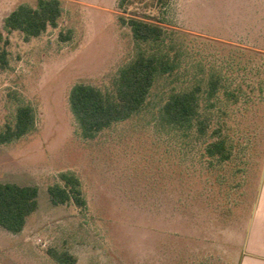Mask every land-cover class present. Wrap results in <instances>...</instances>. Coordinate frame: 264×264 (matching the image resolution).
<instances>
[{"label": "rangeland", "instance_id": "374dc122", "mask_svg": "<svg viewBox=\"0 0 264 264\" xmlns=\"http://www.w3.org/2000/svg\"><path fill=\"white\" fill-rule=\"evenodd\" d=\"M60 1L58 26L25 41L6 31L5 20L39 0H0V45L9 43L0 129L14 124L22 105L35 115L30 133L0 145V183L39 189L24 229L0 228V264H57L49 249L69 252L76 264H238L264 174V54L251 50L264 51L262 1L171 0L165 10L147 7L150 0L127 10L120 0ZM144 14L171 34L161 50L187 55L175 74L157 79L138 114L85 139L70 92L83 83L112 93L119 71L140 51H157L136 43L120 20ZM211 39L250 48L242 59L245 95L208 110L214 121L207 136L220 130L231 150L223 163L207 157L196 136L158 124L170 93L192 81L193 63L219 48ZM63 173L79 179L85 208L51 203L48 188L63 184Z\"/></svg>", "mask_w": 264, "mask_h": 264}, {"label": "trees", "instance_id": "16d2710c", "mask_svg": "<svg viewBox=\"0 0 264 264\" xmlns=\"http://www.w3.org/2000/svg\"><path fill=\"white\" fill-rule=\"evenodd\" d=\"M135 1L120 0L119 7L127 10V6ZM150 2V5L146 4L147 7L165 10L171 0ZM62 13L60 0H39L36 7L22 4L8 15L5 29L8 33L21 32L25 41H29L41 36L49 27L56 28ZM120 20L123 25L130 27L136 43L148 44L157 51L150 54L140 51L133 61L119 71L112 93H103L83 83L72 88L70 108L85 139H94L114 124L127 121L138 114L146 105L157 79L175 74L182 64L180 58L187 55V52L181 51L171 57L167 50L164 52L160 49V45L166 46L171 34L153 16L132 15L121 17ZM211 41L219 48L211 51L212 45L208 44V59L202 57L193 63L191 68L195 70L191 76L192 81L182 90L170 93L159 111L158 124L162 128L179 131L185 137L196 136L205 147V155L223 163L231 160V150L227 140L220 135V130L207 136L214 121L213 114L208 110L221 103H238L245 95L243 88L246 80L243 74L249 68L242 63V59L250 50L229 41ZM8 44L6 41L3 47L0 45L1 70H5L9 64V52L6 49ZM251 58H247L246 62H251ZM34 126L33 108L29 105L18 107L14 124L0 129V145L21 139ZM60 178L63 184L57 183L48 188L51 203L58 206L73 202L77 207L85 208L86 200L79 179L72 173H63ZM38 197L39 189L36 186L0 183V228L12 234L20 233L28 218L38 209ZM48 254L57 264H76L75 257L67 251L49 249Z\"/></svg>", "mask_w": 264, "mask_h": 264}, {"label": "crops", "instance_id": "0c3cea01", "mask_svg": "<svg viewBox=\"0 0 264 264\" xmlns=\"http://www.w3.org/2000/svg\"><path fill=\"white\" fill-rule=\"evenodd\" d=\"M264 7V0H261ZM250 50L249 47L244 46ZM251 50L264 54L263 50ZM238 264H264V174Z\"/></svg>", "mask_w": 264, "mask_h": 264}]
</instances>
